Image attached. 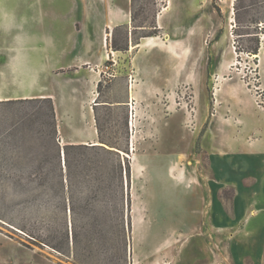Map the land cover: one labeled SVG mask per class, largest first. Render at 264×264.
<instances>
[{"label":"rangeland","instance_id":"obj_1","mask_svg":"<svg viewBox=\"0 0 264 264\" xmlns=\"http://www.w3.org/2000/svg\"><path fill=\"white\" fill-rule=\"evenodd\" d=\"M12 1L0 3V264H264V0ZM115 5L111 27L125 22L106 34L94 13ZM30 46L57 57L62 80L90 47L107 50L99 146L66 159L50 101L14 92Z\"/></svg>","mask_w":264,"mask_h":264},{"label":"crops","instance_id":"obj_2","mask_svg":"<svg viewBox=\"0 0 264 264\" xmlns=\"http://www.w3.org/2000/svg\"><path fill=\"white\" fill-rule=\"evenodd\" d=\"M11 1L12 0H9V2ZM95 2H97V0H95ZM121 10H123V8L120 5H115L111 6L105 13H94L95 20L104 21L102 29L106 34L109 30L112 31L114 27L116 28L120 24L119 22H125L121 20L115 21L114 27H111L113 20L119 19L123 14L124 10L123 12H121ZM10 14L11 12H9V15ZM43 16L42 19L54 20L60 18V15L57 13H52L50 16ZM46 25V23H41V29H44L43 26L45 27ZM32 28L33 24L30 23V25L26 27V31L29 29L32 30ZM137 46L141 47V44ZM32 48V46L26 47L22 57L25 64V76L27 77L26 87L24 91L13 89L10 90V93L17 90L14 92L19 94L18 96H21L23 93L29 95L49 94L51 96L49 98L53 100L62 147H65L67 144L94 145L95 142H100L101 144L102 138L95 111L99 106V103H97V87L103 80L102 65L105 59L104 53L107 50L104 51L103 54L94 55L97 52H95L93 46L90 47V53L87 55L81 54L77 57V60L74 59L69 62L65 67V71L60 73L65 77L64 80H62L61 77H59V73L54 70L58 64L57 57L54 55L48 56L47 54L45 59L39 60L33 56ZM42 48H44V46ZM53 48L54 47L48 46L47 52L58 51L57 48ZM86 58L91 60V62L86 61L89 65L84 61ZM66 73H68V77H66ZM77 73H79V76H77L79 78L70 77L72 74ZM11 76L13 75H6L3 77L6 78L5 80L7 81L9 80L8 82L12 83L14 78H11ZM77 80L80 81L78 82ZM95 91L97 92L96 95ZM0 94H2L1 91ZM130 99H135L133 93L132 96H129V100ZM63 141H66L65 144H62ZM249 149L251 152L257 150L255 147ZM138 163H142L140 159ZM174 170L176 175V168ZM186 245H188V243H186ZM167 262L169 263V260Z\"/></svg>","mask_w":264,"mask_h":264},{"label":"trees","instance_id":"obj_3","mask_svg":"<svg viewBox=\"0 0 264 264\" xmlns=\"http://www.w3.org/2000/svg\"><path fill=\"white\" fill-rule=\"evenodd\" d=\"M258 50H259V47H256V48L250 50V52L251 53H258ZM44 99H48L50 101L51 108H52V113H53V118L55 119V122H56V117H55L56 114H55V108H54L53 100L51 98H44ZM55 126H56V123H55ZM83 145L84 144H67V145H65V147H64L65 155L64 156H66V159H67V148L68 147L83 146ZM92 146H99V145H92Z\"/></svg>","mask_w":264,"mask_h":264},{"label":"bare ground","instance_id":"obj_4","mask_svg":"<svg viewBox=\"0 0 264 264\" xmlns=\"http://www.w3.org/2000/svg\"><path fill=\"white\" fill-rule=\"evenodd\" d=\"M167 6H168V5H167ZM167 6L164 8V10L168 9ZM159 24H160V28H164V25H163L162 23L159 22ZM112 27H113V25H112ZM166 36L168 37L169 34H167ZM178 43H179V42H178ZM137 45H140V44H137ZM137 45H136V46H137ZM108 53H109V52H108ZM255 55H258V54H255ZM106 58L109 59V58H110V54H109V56H106ZM26 96H27V95H26ZM26 96H24V97H26ZM40 97H46V98H49V97H51V96H50L49 94H41ZM7 99H11V97H7V98L0 97V101H1V100H7ZM64 143H65V142H63L62 144H64ZM99 144H100V142H95V143H94V145H99Z\"/></svg>","mask_w":264,"mask_h":264},{"label":"water","instance_id":"obj_5","mask_svg":"<svg viewBox=\"0 0 264 264\" xmlns=\"http://www.w3.org/2000/svg\"><path fill=\"white\" fill-rule=\"evenodd\" d=\"M62 154L65 155V153H64V147H62Z\"/></svg>","mask_w":264,"mask_h":264}]
</instances>
